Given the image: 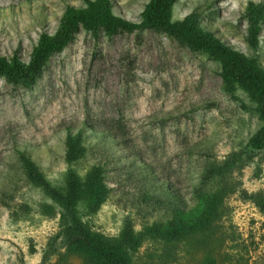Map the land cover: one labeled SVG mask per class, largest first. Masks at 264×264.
Returning a JSON list of instances; mask_svg holds the SVG:
<instances>
[{
  "label": "rangeland",
  "instance_id": "1",
  "mask_svg": "<svg viewBox=\"0 0 264 264\" xmlns=\"http://www.w3.org/2000/svg\"><path fill=\"white\" fill-rule=\"evenodd\" d=\"M146 1L113 0V9L138 21ZM248 1L264 6V0H177L173 18L198 13L206 29L256 54L264 68V23L256 50L246 40ZM80 4L0 0V54L17 52L27 60L40 32H54L66 5ZM219 72L218 63L163 32L107 36L80 27L32 84L0 77V264H82L65 256L59 241L57 252L47 255L59 229V207L27 179L18 151H26L57 186L68 169L83 175L99 166L107 197L93 213L79 209L106 236H117L125 220L136 229L165 220L173 206L198 216L204 195L227 180L234 191L224 198L226 213L218 222L223 250L232 253L233 264H264V212L242 193L264 194V148L247 146L261 122L240 89L237 99L225 90ZM81 128L86 152L68 164L65 136ZM235 152L248 160L227 169L225 178L208 172L236 160ZM164 250L171 255L161 256ZM136 261L191 263L182 244L162 240L145 241Z\"/></svg>",
  "mask_w": 264,
  "mask_h": 264
},
{
  "label": "trees",
  "instance_id": "2",
  "mask_svg": "<svg viewBox=\"0 0 264 264\" xmlns=\"http://www.w3.org/2000/svg\"><path fill=\"white\" fill-rule=\"evenodd\" d=\"M81 1L80 5H66L54 32H40L27 60L17 52L11 56L0 54V77L13 84H32L50 56L62 51L80 27L92 33L102 29L107 36L119 30L140 33L150 28L166 33L192 51L200 52L218 63L225 90L237 99L235 92L240 89L253 103L254 112L261 122L250 136L248 148H264V68L256 54H245L206 29L199 23L196 12L174 19L173 8L177 0H147L138 21L115 13L113 0ZM243 13L247 21L246 40L256 50L264 23V6L248 1ZM85 141L82 128L67 132L65 146L68 164L84 156L87 149ZM18 155L27 179L40 187L59 207V229L48 242L47 255L57 252L56 244L59 241L64 247V255L77 257L82 264H138L136 254L142 244L147 240H162L173 245L182 244L188 262L192 264H233L232 253L223 250L225 240L218 230V222L226 213L224 198L234 191L232 183L227 180L204 195V206L198 216L193 211L173 206L165 220L155 221L141 229H136L131 221L125 220L117 236H106L92 229L82 219L79 209L84 205L87 211L93 213L107 197L109 188L99 166L92 167L83 175L68 169L64 184L57 186L45 178L39 165L26 151H18ZM241 155L235 152L236 160L213 166L208 172L225 178L227 169L248 160V157ZM242 193L264 212V194L261 191ZM166 196L173 202L177 199L169 191H166ZM199 251L201 253L196 258L195 253ZM171 253L164 250L161 256L168 257Z\"/></svg>",
  "mask_w": 264,
  "mask_h": 264
}]
</instances>
